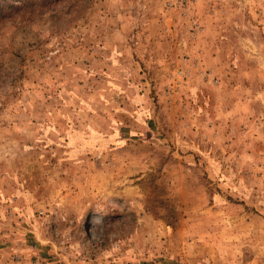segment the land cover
<instances>
[{
	"label": "rangeland",
	"instance_id": "374dc122",
	"mask_svg": "<svg viewBox=\"0 0 264 264\" xmlns=\"http://www.w3.org/2000/svg\"><path fill=\"white\" fill-rule=\"evenodd\" d=\"M33 1L0 23V264H264V0Z\"/></svg>",
	"mask_w": 264,
	"mask_h": 264
},
{
	"label": "trees",
	"instance_id": "16d2710c",
	"mask_svg": "<svg viewBox=\"0 0 264 264\" xmlns=\"http://www.w3.org/2000/svg\"><path fill=\"white\" fill-rule=\"evenodd\" d=\"M37 6L38 4L33 0H19V4H13L9 0H0V23L12 16L15 11L23 14L27 13L29 18L33 21V16H35ZM40 13L41 12L39 11V14Z\"/></svg>",
	"mask_w": 264,
	"mask_h": 264
}]
</instances>
